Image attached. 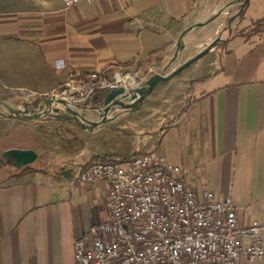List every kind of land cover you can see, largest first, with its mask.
I'll list each match as a JSON object with an SVG mask.
<instances>
[{
    "label": "crops",
    "instance_id": "1",
    "mask_svg": "<svg viewBox=\"0 0 264 264\" xmlns=\"http://www.w3.org/2000/svg\"><path fill=\"white\" fill-rule=\"evenodd\" d=\"M241 1L0 0V88L44 94L112 69L146 80L212 39ZM222 37L157 83L132 119L116 117L132 122L92 129L66 116L0 111V150L38 153L27 166H0V264H75L76 238L106 218L108 184L79 178L96 156L157 149L196 192L230 196L241 224L264 222V0H249ZM108 92H97L93 106Z\"/></svg>",
    "mask_w": 264,
    "mask_h": 264
},
{
    "label": "built area",
    "instance_id": "2",
    "mask_svg": "<svg viewBox=\"0 0 264 264\" xmlns=\"http://www.w3.org/2000/svg\"><path fill=\"white\" fill-rule=\"evenodd\" d=\"M64 1L72 6L81 0ZM141 82L131 71L112 69L88 73L44 94L20 93L92 108L97 92L131 90ZM179 172L157 149L86 163L81 180L108 184L106 218L76 238L75 264H243L264 259V222L255 218L241 224L240 207L230 196L217 197L207 188L196 192Z\"/></svg>",
    "mask_w": 264,
    "mask_h": 264
},
{
    "label": "water",
    "instance_id": "3",
    "mask_svg": "<svg viewBox=\"0 0 264 264\" xmlns=\"http://www.w3.org/2000/svg\"><path fill=\"white\" fill-rule=\"evenodd\" d=\"M249 0H242L237 11L230 15L227 24L217 31L216 35L205 42L197 44L180 59L177 65L173 66L171 71H168L172 64H168L164 71H158L152 75L145 83L133 87L131 90H126L124 87L113 89L108 92L100 107L93 106L90 109H99L101 115L99 119H92L85 111L84 106L71 107L65 99L58 98H43L44 105L41 110L32 114L26 108L29 103H25L22 108L11 105L8 101L0 98V104L10 111L13 116L23 120H34L44 118L45 115L50 114L53 117H63L74 119L90 128H99L109 120V112L113 106H119L124 111L135 109L141 101L153 90L155 85L162 81H167L175 76L187 65L193 61L201 58L213 49L221 40L222 33L230 28L234 18L240 14ZM40 100H36L32 105H37ZM38 157L37 151L32 148H17L12 147L0 152V166L9 165L12 168H21L25 165L33 163Z\"/></svg>",
    "mask_w": 264,
    "mask_h": 264
},
{
    "label": "rangeland",
    "instance_id": "4",
    "mask_svg": "<svg viewBox=\"0 0 264 264\" xmlns=\"http://www.w3.org/2000/svg\"><path fill=\"white\" fill-rule=\"evenodd\" d=\"M235 12V11H234ZM233 12V13H234ZM216 35V34H215ZM222 39L221 40H223V37H221ZM210 51H214V48L213 49H211ZM178 57H177V59H176V57H174L173 59H171L170 60V62L168 63V64H172L171 65V67L169 68V70L168 71H171V69H172V67L173 66H175V65H177L178 64ZM156 72H158L157 70L156 71H154V73H152L151 75H150V77L152 76V75H154ZM149 77V78H150ZM148 78V79H149ZM148 79H143L142 80V82H141V84L142 83H145ZM0 98L1 99H3V100H6V101H8L11 105H13V106H15V107H20V108H22V106L25 104V103H29V106H27L26 108L29 110V113L30 114H32V113H34V112H36V111H38V110H41L42 109V107H43V105H44V101H43V97H40V96H37V97H33V96H29V95H27V94H25V93H20V92H8V91H6V90H3V89H1L0 88ZM41 99V101H39V103L37 104V105H32L33 104V102L34 101H36V100H40ZM94 102V99L92 100V103ZM86 105V104H85ZM115 107H117V108H119V110L116 112V110H114V108ZM93 110V111H92ZM0 111H2V112H5V113H8V114H11L10 113V111L8 110V109H6L3 105H1L0 104ZM85 111H86V113L88 114V113H91V112H95V113H97L98 114V112L100 111L99 109H90V108H87V107H85ZM129 111H131V110H127V111H124L121 107H119V106H113L112 108H111V111L109 112V120L107 121V122H109L111 125H122V122H124V123H126V122H132V120L130 121V120H128V118L127 119H124V120H116V117H119L120 115H124L123 117H128L130 114H128L129 113ZM100 113H101V111H100ZM123 113V114H122ZM45 117H52V115H50V114H47V115H45ZM131 119H132V117L133 116H129ZM134 130V127H133V124L131 125V128H128V133H133L132 131ZM133 139H135V138H132L131 140H128V142H127V145L129 146V147H131V146H134V144H135V142H136V140H133ZM139 138H137V140H138ZM0 152H1V150H0ZM29 165V164H28ZM5 166V165H4ZM25 166H27V165H25ZM5 167H7V166H5ZM194 189V188H193ZM196 190V189H195Z\"/></svg>",
    "mask_w": 264,
    "mask_h": 264
},
{
    "label": "trees",
    "instance_id": "5",
    "mask_svg": "<svg viewBox=\"0 0 264 264\" xmlns=\"http://www.w3.org/2000/svg\"><path fill=\"white\" fill-rule=\"evenodd\" d=\"M105 95H102V96H100L99 98H98V100H105ZM108 156H111V155H105V156H96V157H94V159H97V158H106V157H108Z\"/></svg>",
    "mask_w": 264,
    "mask_h": 264
}]
</instances>
